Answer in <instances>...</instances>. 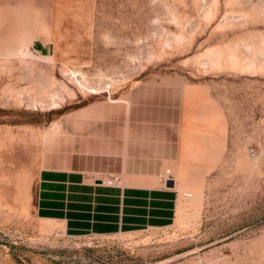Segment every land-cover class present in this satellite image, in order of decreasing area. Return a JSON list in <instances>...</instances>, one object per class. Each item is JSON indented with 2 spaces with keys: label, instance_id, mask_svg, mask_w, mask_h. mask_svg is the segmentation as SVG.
Masks as SVG:
<instances>
[{
  "label": "rangeland",
  "instance_id": "374dc122",
  "mask_svg": "<svg viewBox=\"0 0 264 264\" xmlns=\"http://www.w3.org/2000/svg\"><path fill=\"white\" fill-rule=\"evenodd\" d=\"M182 81L227 136L185 167L168 226L70 235L36 217L27 129ZM0 264H264V0H0Z\"/></svg>",
  "mask_w": 264,
  "mask_h": 264
},
{
  "label": "crops",
  "instance_id": "0c3cea01",
  "mask_svg": "<svg viewBox=\"0 0 264 264\" xmlns=\"http://www.w3.org/2000/svg\"><path fill=\"white\" fill-rule=\"evenodd\" d=\"M204 96L199 83L138 82L58 115L36 141L27 129L36 217L70 235L168 226L185 167L197 159L208 168L212 146L226 143L227 123ZM165 169L170 186L160 178Z\"/></svg>",
  "mask_w": 264,
  "mask_h": 264
},
{
  "label": "built area",
  "instance_id": "2783aa9c",
  "mask_svg": "<svg viewBox=\"0 0 264 264\" xmlns=\"http://www.w3.org/2000/svg\"><path fill=\"white\" fill-rule=\"evenodd\" d=\"M160 178H161L162 181H165L166 179H168L169 178V169H165L163 171V173L160 175ZM114 180H115L114 176H109L103 182L105 184H111Z\"/></svg>",
  "mask_w": 264,
  "mask_h": 264
},
{
  "label": "water",
  "instance_id": "95a60500",
  "mask_svg": "<svg viewBox=\"0 0 264 264\" xmlns=\"http://www.w3.org/2000/svg\"><path fill=\"white\" fill-rule=\"evenodd\" d=\"M165 184H166L167 186H170V185L172 184V181H171L170 179H168V180L165 181Z\"/></svg>",
  "mask_w": 264,
  "mask_h": 264
}]
</instances>
